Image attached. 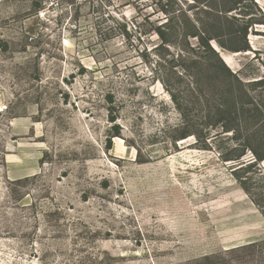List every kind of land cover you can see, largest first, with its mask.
Instances as JSON below:
<instances>
[{"label":"rangeland","instance_id":"rangeland-1","mask_svg":"<svg viewBox=\"0 0 264 264\" xmlns=\"http://www.w3.org/2000/svg\"><path fill=\"white\" fill-rule=\"evenodd\" d=\"M192 4L0 0V264H264V26L241 88Z\"/></svg>","mask_w":264,"mask_h":264},{"label":"trees","instance_id":"trees-1","mask_svg":"<svg viewBox=\"0 0 264 264\" xmlns=\"http://www.w3.org/2000/svg\"><path fill=\"white\" fill-rule=\"evenodd\" d=\"M190 1V0H188ZM193 1L194 10H198L209 16L208 20L191 19L188 16V13L193 11L192 9L187 11L182 8L179 10V13H182L183 18H185V24L187 32L183 34L184 40L189 43V40L195 39L198 41L199 48L197 49V56L193 59V63H198L199 65H204L207 61V57L210 54L215 55L220 62L221 69L224 71L228 78L235 79L238 85L242 87H247L251 83H243L242 79L240 80L238 73L231 71L220 59L218 53L212 47V41H215L222 47L224 50L230 51L232 53H249L256 52L252 49V46L249 43V36L251 33L257 35L259 33L255 29L258 26H264V14L261 10L258 9L254 0H191ZM188 3V2H187ZM185 5L186 4H182ZM166 24L160 26L156 30L157 35L162 39L163 42H168L167 33L165 32ZM221 33V37L228 38L227 41L230 45H227V41L223 42L220 36L215 34V31ZM225 41V40H224ZM192 49V48H191ZM195 49V47H194ZM194 51V50H192ZM206 65V64H205ZM212 68V66H211ZM183 71H186V68L182 66ZM210 70V68H208ZM212 70V69H211ZM164 86L170 89L172 86H168L164 81ZM252 86L262 88L264 90V79L255 81L252 83ZM246 92V91H245ZM172 93V92H171ZM262 96L264 91H262ZM264 96L261 104L255 106V110L258 112L259 116L262 117V109H264ZM259 160H264V155L259 157ZM244 248L239 247L236 249Z\"/></svg>","mask_w":264,"mask_h":264}]
</instances>
